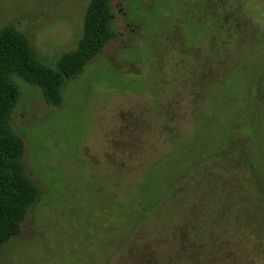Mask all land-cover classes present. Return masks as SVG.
I'll use <instances>...</instances> for the list:
<instances>
[{
	"label": "rangeland",
	"instance_id": "1",
	"mask_svg": "<svg viewBox=\"0 0 264 264\" xmlns=\"http://www.w3.org/2000/svg\"><path fill=\"white\" fill-rule=\"evenodd\" d=\"M88 3L0 0V30L55 67ZM113 7L118 39L61 108L20 83L12 124L42 197L0 264H264V193L247 167L264 173V0Z\"/></svg>",
	"mask_w": 264,
	"mask_h": 264
},
{
	"label": "trees",
	"instance_id": "2",
	"mask_svg": "<svg viewBox=\"0 0 264 264\" xmlns=\"http://www.w3.org/2000/svg\"><path fill=\"white\" fill-rule=\"evenodd\" d=\"M113 1L89 0L82 35L76 47L64 53L55 67L40 60L26 35L12 25L0 30V253L22 234L28 214L42 197L41 190L26 172L25 140L14 131L12 124L22 93L20 83L37 89L49 107L61 108L69 84L80 78L86 67L119 37ZM213 153L209 158L223 155L218 151ZM247 160L251 165L250 156ZM247 167L253 173V180L248 185H253L258 194L260 191L264 193V182L256 179L264 173L255 170L252 165ZM180 190L179 187L177 192Z\"/></svg>",
	"mask_w": 264,
	"mask_h": 264
}]
</instances>
